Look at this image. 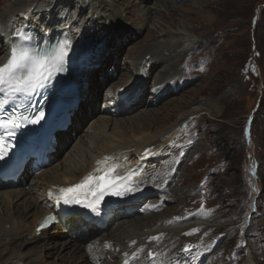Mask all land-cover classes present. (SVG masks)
I'll list each match as a JSON object with an SVG mask.
<instances>
[{"label": "rangeland", "instance_id": "374dc122", "mask_svg": "<svg viewBox=\"0 0 264 264\" xmlns=\"http://www.w3.org/2000/svg\"><path fill=\"white\" fill-rule=\"evenodd\" d=\"M8 1L0 0V8ZM116 2L127 19L120 22L121 55L115 65L125 72L136 50L153 44L160 50L158 45L162 44L166 49L171 47L167 59L178 69L168 77L170 86L162 95L156 97L149 88L135 112L120 116L115 112L113 117L138 114L143 118L150 112L151 118L146 120L151 127L146 131L155 132L173 126L182 113L199 109L182 128L187 131L192 127L189 132L175 140L177 159L168 160L177 167L174 184L180 186V192L164 203L157 194H147L135 215L146 211L152 220L171 217L180 229L165 233L164 239L176 242L177 250L190 264L201 258L200 264H233V259L264 264V0ZM76 6L74 3L71 11ZM78 12L82 16L88 8ZM137 14L142 18L147 15L142 29ZM182 36L196 42L191 50L173 55L171 51L179 48ZM127 49L131 55H125ZM182 129L170 138L176 139ZM75 136L76 131L72 133ZM170 152L168 149L165 159ZM3 188L10 186H0ZM136 216L133 220L140 221L142 216ZM191 218L201 221L186 225ZM186 245L191 246L188 252L183 250ZM36 248L30 243L21 251ZM51 254L47 261L56 255Z\"/></svg>", "mask_w": 264, "mask_h": 264}, {"label": "bare ground", "instance_id": "6f19581e", "mask_svg": "<svg viewBox=\"0 0 264 264\" xmlns=\"http://www.w3.org/2000/svg\"><path fill=\"white\" fill-rule=\"evenodd\" d=\"M116 1L9 0L0 8V63L6 62L17 30L24 29L35 33L38 38L45 34L48 38L67 34L72 42L85 40L89 65H92L86 72L87 84L80 95L78 108L73 111L69 131L58 133V145L51 154L55 160L36 176L25 178V184L0 189V264L191 263L179 253L176 242L164 239L165 233L180 229L171 217L162 216L152 220L144 211L138 221L139 216L135 212L141 211L139 205L147 194H157L160 203H164L180 192V186L174 184L177 167L168 160L174 158L173 162L177 159L175 149L179 147L174 145L175 140L179 141L189 132L192 127L187 131L182 128L191 115L199 114V109L182 113L173 126L155 132L146 131L151 127L146 120L151 118L147 109L144 111L149 114L143 118L138 114L128 116L129 120L113 117L115 112L119 116L135 112L149 88L156 93V97L162 95L170 86L168 77L178 69V66L174 69L167 59L171 47L166 49L162 44L158 45L159 48L162 46L160 50H156L154 44L136 50L125 72L115 65V59L121 55L118 42L123 34L121 23L127 19ZM74 3L77 4L76 9L71 11ZM84 8H88L87 14H77ZM146 17L135 16L140 20L141 29L145 27ZM181 38L179 48L175 47V53L171 51L173 55L191 50L196 42L184 36ZM125 55H131L128 49ZM155 71V81L151 82ZM99 99L100 107L96 109ZM107 113L110 115L107 116ZM88 117L87 124L80 127ZM121 121H125L123 126ZM180 129L182 131L177 138L171 139V135ZM73 131H76L74 138ZM151 148L150 152L154 155L148 156L146 150ZM168 149L171 152L169 158L165 159ZM105 157L109 159L104 167L119 165L117 174L120 176L135 169V164L142 161L139 164L141 175L137 179L143 181L134 191L116 200L115 214L108 225L95 228L74 216L67 221L71 235L62 234L63 227L56 230L58 225H54L51 231L37 233L39 221L52 211L47 189L50 186L70 187L79 183L100 167L97 162ZM182 183L183 179H180L178 184ZM134 216L138 222L133 220ZM248 218L249 213L245 220ZM200 221L191 218L186 225H196ZM8 224L9 229L6 228ZM53 232L59 233L54 235ZM30 243L38 248L23 253L21 247ZM51 253H56V258L47 261ZM201 260L196 264H200ZM233 264L243 263L233 259Z\"/></svg>", "mask_w": 264, "mask_h": 264}, {"label": "snow or ice", "instance_id": "6c2138e0", "mask_svg": "<svg viewBox=\"0 0 264 264\" xmlns=\"http://www.w3.org/2000/svg\"><path fill=\"white\" fill-rule=\"evenodd\" d=\"M70 49L71 40L67 34L54 44H39L33 33L24 29L17 30L16 40L9 47L6 62L0 63V109L5 110L0 115V159L7 155L6 149L10 146L6 143L7 140H14L17 132L25 125L38 124L44 118V111L37 109L33 98L46 91L56 75L65 71L64 65ZM18 108H23L24 111L17 112ZM32 113L37 114L33 116ZM146 154L154 155L148 150ZM108 159L105 157L103 161H98L100 167L79 183L59 188L58 192L50 190L49 196L57 206L83 205L92 212H98L105 195L125 196L143 182L137 179L142 171L139 166L120 176L117 174L119 165L104 167ZM53 219L45 218L37 231L46 227ZM183 250L188 252L191 246L186 245ZM124 264L128 262L125 261Z\"/></svg>", "mask_w": 264, "mask_h": 264}]
</instances>
